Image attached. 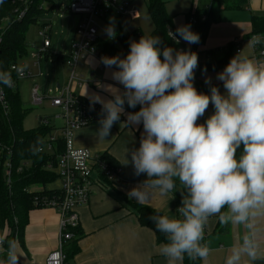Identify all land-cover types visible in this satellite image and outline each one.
Instances as JSON below:
<instances>
[{"label":"clouds","instance_id":"9594fccd","mask_svg":"<svg viewBox=\"0 0 264 264\" xmlns=\"http://www.w3.org/2000/svg\"><path fill=\"white\" fill-rule=\"evenodd\" d=\"M111 19L108 39L116 35ZM167 34L174 44H198L200 39L190 24ZM250 43H264V38L254 36ZM160 45L159 36L141 35L129 42L123 58H100L105 67L115 68L111 78L123 90L97 83L111 99L90 96V106H101L96 137L106 141L121 115L125 120L119 125L142 126L139 146L124 149L122 166L130 164L134 176L146 177L127 193L129 199L143 204L152 192L169 197L180 186L177 214L168 209L149 217L166 238L158 246L165 264H184L185 258L207 264L211 249L205 227L213 216L244 230L224 264H256L262 257L255 221L264 216V62L237 54L215 76L224 91L205 78L208 94L198 93L193 86L197 54ZM16 71L22 73L23 67ZM0 85H13L8 71L0 70ZM209 104L211 114L197 123ZM125 105H139V110L125 114ZM16 248L17 242L9 241L0 264H18Z\"/></svg>","mask_w":264,"mask_h":264},{"label":"crops","instance_id":"0c3cea01","mask_svg":"<svg viewBox=\"0 0 264 264\" xmlns=\"http://www.w3.org/2000/svg\"><path fill=\"white\" fill-rule=\"evenodd\" d=\"M52 1L48 3H52ZM233 1L236 3L233 7H230L231 0L216 1L212 10L214 16L213 23H217L216 16L218 18L220 17V20L233 17V15H227V11H241L244 9V13L237 14L241 18L238 21L240 26L237 27V33L230 35L228 39L232 37L236 39L235 36H238L241 41L246 42L238 55L254 61L247 38L253 29L252 19L264 18V0ZM43 3H41V6ZM220 5L223 6L221 10L218 9ZM69 15L70 17L63 20H66V22L62 23L60 33L56 36H63L65 29H71L69 30L71 36L68 37V32H66L67 40L63 44H61V39L58 38L55 40L56 43H53L51 37L50 52L40 55L39 68L34 66L35 62L32 64L33 68H38V71H41L42 58L46 62L48 59H51L53 72H59L61 78H56L55 83L52 82L50 86L45 84L42 88L38 85H35V87H38V91L41 90L42 96H45L48 90H64L68 88L74 96L84 98L88 101H90V96L93 93L99 95L104 100L111 99V96L103 90V87H97V83L101 86L112 85L122 91V86L111 78V73L115 68L105 67L97 58L91 55L84 54L77 61L74 68L76 78L70 80L71 69L65 63L64 59L70 54V45L74 40V30L79 18L71 13ZM72 16L76 17V19ZM187 16V14H182L177 19L169 16L172 18L173 32L178 26L186 24ZM215 26V28H218L217 24ZM225 41L227 43L225 42L223 44V48L221 49L222 53L219 55L213 49H207L202 52L198 51L199 44L195 50L198 56V64L215 63L222 59L229 61L237 55L233 46L228 49V45L234 43V41ZM38 42L34 43L37 52L41 50V41L38 40ZM184 43L187 47H190L189 44ZM33 53L32 51L30 52V54ZM225 65L213 71L202 72L197 76V82L206 85L204 83L205 78H209L210 84L217 86L223 92L222 84L215 79V76L223 70ZM18 66L23 67L24 70L29 72L23 62H19ZM31 76L34 75L31 73ZM96 105L100 106L99 104ZM137 108H139V105H137ZM128 112L125 109V114ZM211 112L212 106L209 104L204 117L199 118L197 123H203V120ZM41 120H46L49 124L46 117H38L37 126ZM124 120L125 115H121L120 121L112 126L110 135L105 138L106 141L97 139L95 132L98 127L97 124L81 127L73 132V144L75 148L89 151L92 157H100L105 154L116 163V168H118V181L115 183L102 181L98 184L95 181L98 179L97 174L94 173L92 175L95 185L88 203L76 209L79 220L77 236L65 244L64 247L66 256L65 264H165V259L158 253V246L161 243L156 241V236L152 229L139 224L135 208H146L154 215L165 214L168 209L170 214H177L176 209L180 206L181 200V194L178 192L180 186L177 185V188L170 194V196L173 195V199L170 196L162 198L157 192H152L149 200L143 204L128 198L127 193L143 182L146 177L143 174L134 176L130 164L128 166H122L125 147H128L130 150L137 148L143 132L142 126H129L126 128L119 125ZM61 126L62 122L58 129ZM48 127L56 129L51 124ZM56 179L44 186H32L28 191L41 192L57 190L60 184ZM37 186H40L41 189H35ZM59 220L60 217L55 210L34 207L27 212L24 219L25 223L21 233V242L18 241L16 236L6 238L8 237L7 233H10L6 226L0 231L2 233L0 239H3V243L6 246L9 241L15 240L17 242L16 253L19 256L18 264H42L46 255L56 247ZM255 222L257 227V240L260 245L262 257L256 261V264H264V216L257 217ZM243 231V227L240 225H222L217 221L216 217H210L205 227V242L211 249L207 264H224L225 257L229 255V249L239 243ZM189 264H193V262L189 261ZM196 264H200V262L197 261Z\"/></svg>","mask_w":264,"mask_h":264},{"label":"built area","instance_id":"2783aa9c","mask_svg":"<svg viewBox=\"0 0 264 264\" xmlns=\"http://www.w3.org/2000/svg\"><path fill=\"white\" fill-rule=\"evenodd\" d=\"M133 1L134 0H70L68 3L69 13L79 18L74 30V40L70 45V54L65 60V63L71 69L70 80L76 78L74 68L77 61L84 54L91 55L99 61L101 57H112L111 55L103 53L97 45L99 39L98 32L101 31L102 33L103 30L96 23V20L103 21L109 18L114 20L113 18H121L130 15L129 7ZM216 1L219 0H195V2L200 4L195 8L197 11H200V16L197 19L190 17L187 20L188 24L191 25L192 31L197 22H204L206 20L207 15L212 12ZM17 2L22 3V8L15 9L14 16L17 20H21L27 12L31 0ZM218 9H223V6H218ZM7 21L8 18L2 20L5 24ZM51 29V24L44 23L37 32V37L41 41V50L31 54L32 59H37L34 63L35 67L39 68L40 55L50 52ZM2 31L3 29L1 28L0 44L3 35ZM104 35L109 43L112 44L113 39H108L105 33ZM254 36L264 38V32L250 34L247 38L254 61L264 62V43L252 45L250 42ZM179 43H181V41ZM232 46L235 48V53L239 54L240 42L234 41V43H231V47ZM191 52L195 51L191 50ZM18 67V65L9 67V72L14 75L15 79L13 85L8 87L9 89L14 88L17 80L31 77V73L24 69L22 73H17L16 69ZM38 76H40V71H38ZM0 88H2V91H0V109L6 117L8 111L6 95L1 85ZM37 92L38 87H33L32 98L36 104L42 103L44 97H48L49 94L53 95L49 98L50 105L59 110L55 118L62 122L61 128L55 129V131L58 129L59 136H54L52 133L47 136V142L42 147L38 148V152L52 153L56 149L55 144L58 139L62 142L63 151L56 159L55 168H53L52 165L45 167L55 174L56 180L60 184L59 189L54 190L55 193H53L51 197L46 195L34 197L32 204L35 208L53 209L60 217L56 247L46 255L42 264H65L66 256L64 247L65 244L72 241L77 236L79 220L76 209L88 203L95 185L92 175L94 173L97 174L98 179L95 181L98 182V184L102 181L115 183L118 181V168L111 167L108 163L99 159V157H92L90 152L85 149L75 148L73 144L74 130L91 124H97L98 119L102 118L101 115H99L101 112L99 107L92 104L90 106V104L79 101L78 97L74 96L68 88L64 90H48L46 95L42 97L37 96ZM39 122L42 126H49L46 120H41ZM4 174L9 182V162L6 163ZM7 235H9V232ZM0 244H3V239H0ZM4 252L7 251L4 250Z\"/></svg>","mask_w":264,"mask_h":264},{"label":"trees","instance_id":"16d2710c","mask_svg":"<svg viewBox=\"0 0 264 264\" xmlns=\"http://www.w3.org/2000/svg\"><path fill=\"white\" fill-rule=\"evenodd\" d=\"M51 1L52 0H31L28 5V10L21 20H17L14 16V8H22V3H0V31L1 28L3 29L2 41L0 44V70L9 72L10 66L18 65L23 57L25 58V56H27L28 45L25 40L27 28L29 24L35 22V16L37 14L34 15V13L43 11L41 3ZM234 5H236V3L232 1L230 7ZM195 8L187 16V20L190 17L197 19L200 16V11H197ZM146 10L153 25L151 35H156L161 38L160 47L167 46L181 51H195L197 46L204 40L210 25L214 22L212 12L207 15L204 22H197L193 32L199 34V43L191 44L190 47H187L183 40L181 43L174 44L168 37L167 32L172 31V18L166 14L162 0H147ZM5 18H8L6 24L2 22ZM186 24H188V22H186ZM252 25L253 29L250 34L264 32V18H253ZM114 31L116 35L112 38V44L99 38L97 45L103 53L111 55L112 57L120 55V57L123 58L128 52V45L126 41L123 40L118 26L115 27ZM115 46H117V48ZM230 47L231 44L228 45V49H230ZM227 62V59H222L215 63L197 64V68L194 70L193 86L198 93L203 92L206 94L209 86L197 82V76L202 72L216 70ZM10 74L12 80L15 81L14 75L12 73ZM3 89L6 95L8 111L5 117L0 109V230L6 226L10 231L6 238L16 236L18 241L21 242V233L25 223L24 219L27 212L34 208L32 204L33 198L44 195L51 197L53 193H55L54 191L37 192L28 190L32 186H44L56 179L53 171L45 167L48 165H52L53 168L56 167V159L63 151V147L61 140L58 139L55 144L56 149L52 153L38 152V148L42 147L47 142V136L55 129L39 124L35 130L24 131L21 123L23 114L19 108L18 94L8 87H3ZM78 100L90 104V101L84 98L78 97ZM96 106L101 109L100 106ZM125 109L129 112L139 110L137 107L129 109L127 105H125ZM99 159L108 163L111 167H117L116 163L105 154L100 156ZM8 162L10 164L9 182L4 174L6 163ZM135 209L139 224L143 227L152 229L157 242H167L165 236L155 230L154 224L149 219V217L154 214L143 207H136ZM2 246L4 249L6 248L5 251H7L6 244L3 243ZM5 253L4 251H0V259H6ZM184 264H189L187 258H185Z\"/></svg>","mask_w":264,"mask_h":264},{"label":"rangeland","instance_id":"374dc122","mask_svg":"<svg viewBox=\"0 0 264 264\" xmlns=\"http://www.w3.org/2000/svg\"><path fill=\"white\" fill-rule=\"evenodd\" d=\"M64 1L65 3H63ZM162 1L164 2L165 5L164 7L167 15L170 17H174L176 19L180 17L182 14L189 15L192 9L199 6V3L195 2V0H162ZM69 2L70 0H53L52 3H48V2L43 3L42 4L43 11L40 13L39 12L34 13V15L37 14L35 16V22L29 24L27 28L25 37H26V43L28 45L27 47L28 51H27V56H25V58L23 57L20 63L23 62L25 64V67L28 68L29 72L32 73L34 76L22 80H17L14 85V88L12 89L13 91L17 92L19 97L18 98L19 108L21 110V113L23 114L21 123L24 131L35 130L38 124L37 123L38 117H46L48 119L49 124H51L56 128H58L61 124L60 120L55 118L57 113H59V110L51 107L50 105L49 98L53 96L52 94H49L48 97H45L42 103L40 104L34 103L32 98V88L35 87V85H38L41 88L45 84L47 86H50L52 82L55 83L56 78H61L59 76V72L58 73L53 72V65L51 59H48L46 62L42 58L40 76H37L38 68L35 69L32 67V64L36 62L37 59H32L30 52L31 51L34 53L37 52L34 43L35 42L39 43L38 40L40 39L37 37V32L41 28V25L44 23H49L52 26L51 37L53 43H56L55 40L57 38L61 39V44L65 43L66 42L65 40H67L66 32H68V37L71 36V33L69 31L71 29H65L63 36L61 35L56 36L58 33H60L62 23L66 22V20L65 21L63 20L67 17H70L68 10ZM146 3L147 0H134L131 6L129 7L130 15L111 20V24L113 25L114 29L116 26H118L119 32L123 40L126 41L127 45L129 44L130 41H138L141 35H151L153 31V25L146 10ZM15 9L18 8H14V10ZM244 12H245L244 9L241 11L240 10L227 11L226 14L233 15V17H229L226 20H220V17L218 18V16H216L217 23H213L211 25V27L207 31L203 43L198 46V51L202 52L207 49H213L214 51H216V54L219 55L222 53L221 49L223 48L222 47L223 44L226 42L225 40H228V42L229 41L233 42L236 40L239 41L240 42L239 48L241 50L242 47L246 44V42L241 41V39L238 38V36H235L236 39H234V37L228 39V37L230 35L237 33V27L240 26L238 21L241 20V18L237 14H241ZM72 17L76 19L77 16L76 17L72 16ZM96 23L101 27V29L105 33V29L106 27L109 26L110 20L109 19L103 21L96 20ZM216 24L218 28H215ZM103 32L102 33L101 31L98 32V38L108 42ZM115 47L117 48V46ZM37 96L42 97L41 90L37 92ZM52 134L54 136H59L58 129L56 131L55 130L52 131ZM35 189L40 190L41 187L37 186V188ZM1 234L2 233H0V236H2Z\"/></svg>","mask_w":264,"mask_h":264},{"label":"water","instance_id":"95a60500","mask_svg":"<svg viewBox=\"0 0 264 264\" xmlns=\"http://www.w3.org/2000/svg\"><path fill=\"white\" fill-rule=\"evenodd\" d=\"M17 1H22V0H0V3H13V2H17Z\"/></svg>","mask_w":264,"mask_h":264}]
</instances>
